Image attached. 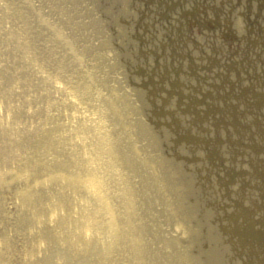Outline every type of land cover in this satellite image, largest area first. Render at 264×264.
Instances as JSON below:
<instances>
[{"label": "bare ground", "instance_id": "6f19581e", "mask_svg": "<svg viewBox=\"0 0 264 264\" xmlns=\"http://www.w3.org/2000/svg\"><path fill=\"white\" fill-rule=\"evenodd\" d=\"M0 264H264V0H0Z\"/></svg>", "mask_w": 264, "mask_h": 264}, {"label": "rangeland", "instance_id": "374dc122", "mask_svg": "<svg viewBox=\"0 0 264 264\" xmlns=\"http://www.w3.org/2000/svg\"><path fill=\"white\" fill-rule=\"evenodd\" d=\"M94 6V5H93ZM95 7V6H94Z\"/></svg>", "mask_w": 264, "mask_h": 264}]
</instances>
